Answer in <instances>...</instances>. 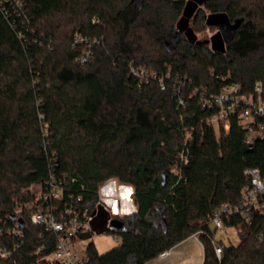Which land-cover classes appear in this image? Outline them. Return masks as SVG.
<instances>
[{
  "label": "trees",
  "instance_id": "obj_1",
  "mask_svg": "<svg viewBox=\"0 0 264 264\" xmlns=\"http://www.w3.org/2000/svg\"><path fill=\"white\" fill-rule=\"evenodd\" d=\"M19 1L0 2V245H19L0 264L53 252L52 234L23 209L28 189L50 179L91 213L108 180L132 188L135 211L106 231L118 244L103 254L88 244L86 264H146L195 232L201 264H264L263 217L224 222L240 227L239 242L220 261L208 225L220 205L239 203L245 170L264 173V140L246 144L234 119L209 125L200 106L203 90L231 83L245 95L260 84L264 101V0ZM217 14L234 26L226 44L206 24ZM205 28L212 47L194 38ZM17 222L23 237L12 239Z\"/></svg>",
  "mask_w": 264,
  "mask_h": 264
},
{
  "label": "built area",
  "instance_id": "obj_2",
  "mask_svg": "<svg viewBox=\"0 0 264 264\" xmlns=\"http://www.w3.org/2000/svg\"><path fill=\"white\" fill-rule=\"evenodd\" d=\"M3 1H11L20 6L19 0ZM1 11L5 14L2 9ZM75 41L80 40L75 37ZM88 55L89 51H85L80 61H85ZM137 72L134 71L133 73L136 74ZM161 88L163 87L161 86ZM179 105H182L181 101H179ZM200 106L202 109L210 111L206 120L209 125L215 128L228 129L229 122L234 119L245 130L246 144L252 145L257 140H264V101L261 99L260 84L254 87L251 95L243 94L240 86L236 83L226 85L218 93L203 90L200 96ZM183 120L184 118H181L183 129H186ZM187 136L188 133H186ZM181 158L184 159L183 156ZM183 162L186 163V160L184 159ZM243 174L247 178V184L240 190L239 203L220 205L208 220L209 228L214 232L209 238V243L217 261L221 260L223 245L216 240V233L227 229L224 224L225 221L239 219L244 224L249 225L254 214L264 218V173H260L256 169H248ZM32 187L28 189V192L34 195L31 191ZM38 191V196L34 195V200L25 203L23 209L30 212L28 219L32 225L39 226L43 232H48L53 236V252L43 260L46 261V264H86L85 248L81 249L77 242L82 240L81 234L89 233L91 235V222L94 215L86 208L81 209L72 202L63 201L62 190L52 179L47 181L42 192L39 189ZM199 235V232H195L184 241L196 239L202 248ZM7 236L12 239L23 237V230L18 222L7 229ZM260 238L264 239V231ZM115 239L119 241L117 237ZM18 247L17 243H12L10 248L0 245V258L9 260L12 258V252ZM42 249L43 246L38 251ZM172 249L160 252L153 260L166 258Z\"/></svg>",
  "mask_w": 264,
  "mask_h": 264
},
{
  "label": "rangeland",
  "instance_id": "obj_3",
  "mask_svg": "<svg viewBox=\"0 0 264 264\" xmlns=\"http://www.w3.org/2000/svg\"><path fill=\"white\" fill-rule=\"evenodd\" d=\"M191 29L192 22L189 20L187 30L191 32ZM215 33V30L205 28L200 32H196L194 38L203 41L209 40L210 46L212 47L214 41L211 38ZM104 184L102 189H100L101 186L98 189L99 203L91 222V236L86 240H79L77 242L81 249L91 243L98 254H103L113 249L119 242L116 241L113 235L106 233L108 223L105 222V217L107 214L117 218L129 215L135 211L132 203V188L130 186L121 185L114 179ZM31 191L35 196H38L39 191L36 186H33ZM119 199L121 200L118 201ZM114 208L115 211L113 210ZM239 231L240 227L237 229L228 227L225 231H218L216 233V240L220 241L223 246L236 245L239 242ZM172 250H174V255L182 259L180 261L181 264L202 263V248L196 239L182 241L173 247ZM38 264H46V261L41 260Z\"/></svg>",
  "mask_w": 264,
  "mask_h": 264
},
{
  "label": "water",
  "instance_id": "obj_4",
  "mask_svg": "<svg viewBox=\"0 0 264 264\" xmlns=\"http://www.w3.org/2000/svg\"><path fill=\"white\" fill-rule=\"evenodd\" d=\"M206 24L208 26H215L217 28V32L222 39L223 43L226 44L228 38L231 37V31L234 30V26H228V20L225 15L223 14H217V15H208L206 17ZM215 38V39H214ZM214 43L219 41L218 37L215 35L211 38ZM111 180H108L106 183L110 182ZM105 185V184H104ZM103 186H101L100 189H102ZM93 215L95 212L92 213ZM124 215V214H123ZM114 216V215H113ZM15 216H12V221H15ZM107 230L111 232L120 231L122 230V223L117 218L113 217L108 221ZM90 237L89 233H83L80 235V238L82 240H86Z\"/></svg>",
  "mask_w": 264,
  "mask_h": 264
},
{
  "label": "crops",
  "instance_id": "obj_5",
  "mask_svg": "<svg viewBox=\"0 0 264 264\" xmlns=\"http://www.w3.org/2000/svg\"><path fill=\"white\" fill-rule=\"evenodd\" d=\"M173 251L174 250H171L170 255H168L164 259L157 260V261L152 260V261L147 262L146 264H181L180 261H182V259L174 255Z\"/></svg>",
  "mask_w": 264,
  "mask_h": 264
},
{
  "label": "bare ground",
  "instance_id": "obj_6",
  "mask_svg": "<svg viewBox=\"0 0 264 264\" xmlns=\"http://www.w3.org/2000/svg\"><path fill=\"white\" fill-rule=\"evenodd\" d=\"M120 194V193H119ZM121 199H119L118 201H120Z\"/></svg>",
  "mask_w": 264,
  "mask_h": 264
},
{
  "label": "snow or ice",
  "instance_id": "obj_7",
  "mask_svg": "<svg viewBox=\"0 0 264 264\" xmlns=\"http://www.w3.org/2000/svg\"><path fill=\"white\" fill-rule=\"evenodd\" d=\"M113 210L115 211V208Z\"/></svg>",
  "mask_w": 264,
  "mask_h": 264
}]
</instances>
